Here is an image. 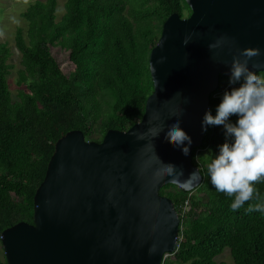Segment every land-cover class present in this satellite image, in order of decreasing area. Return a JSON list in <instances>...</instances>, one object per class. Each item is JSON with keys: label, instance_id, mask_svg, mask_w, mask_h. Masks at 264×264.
I'll use <instances>...</instances> for the list:
<instances>
[{"label": "trees", "instance_id": "16d2710c", "mask_svg": "<svg viewBox=\"0 0 264 264\" xmlns=\"http://www.w3.org/2000/svg\"><path fill=\"white\" fill-rule=\"evenodd\" d=\"M57 6L58 0H36L21 13L27 30L15 34L17 100L8 80L12 52L0 42V235L33 223L34 196L59 139L81 130L87 141L101 143L109 130L128 131L140 122L154 91L149 57L163 25L173 14L191 15L184 0H66L58 21ZM223 79L229 78L220 84ZM220 89L210 97L213 115ZM223 142L222 126L209 127L193 150L203 175L196 190H160L178 212L188 202L177 251L164 264H225L217 259L226 250L234 264H264V216L247 213V204L231 211L232 201L208 179L203 156ZM257 187L264 193V184ZM0 264H7L4 256Z\"/></svg>", "mask_w": 264, "mask_h": 264}, {"label": "water", "instance_id": "95a60500", "mask_svg": "<svg viewBox=\"0 0 264 264\" xmlns=\"http://www.w3.org/2000/svg\"><path fill=\"white\" fill-rule=\"evenodd\" d=\"M184 1L191 15H171L151 51L154 91L140 122L109 130L101 143L87 141L81 130L57 141L34 196L33 223L1 233L7 264H164L177 251L181 219L160 190L173 185L192 192L202 184L192 152L204 141L202 118L237 50L259 48L262 55L249 67L264 70V0ZM221 37L234 43L210 50ZM176 118L193 141L188 156L165 137ZM157 124L164 128L158 137L138 139ZM151 145L162 163L183 169L182 179L198 169L200 183L184 189L160 179Z\"/></svg>", "mask_w": 264, "mask_h": 264}, {"label": "clouds", "instance_id": "9594fccd", "mask_svg": "<svg viewBox=\"0 0 264 264\" xmlns=\"http://www.w3.org/2000/svg\"><path fill=\"white\" fill-rule=\"evenodd\" d=\"M185 39L184 45L189 43ZM227 37H221L210 44V50L222 49L231 45ZM229 67V87L224 90L220 102L215 108L207 110L201 121L203 132L209 127L222 126L224 142L217 146L215 153L209 150L203 156L210 184L219 193L225 194L232 202L230 210L239 211L247 204V213H259L264 216V193L257 187L264 184V70L259 64L249 67L250 61L262 55L259 48L237 50ZM153 71V68H152ZM236 117L235 122L231 119ZM160 115H153V121H159ZM164 128L157 124L138 139L158 137ZM165 137L173 142L175 148L182 150L185 156L190 154L192 138L181 127V119H173L168 125ZM153 152L154 145H151ZM160 162L157 176L171 178L170 183L184 189H190L200 183L202 177L198 169L184 177L183 169L177 170L174 164Z\"/></svg>", "mask_w": 264, "mask_h": 264}, {"label": "rangeland", "instance_id": "374dc122", "mask_svg": "<svg viewBox=\"0 0 264 264\" xmlns=\"http://www.w3.org/2000/svg\"><path fill=\"white\" fill-rule=\"evenodd\" d=\"M36 0H0V42L8 44L9 48L12 52V57L9 60V64L13 67L11 70V74L8 77L9 87L12 93V97L14 100H17L18 95V87H17V79L18 72L21 70V54L19 53L16 43H15V34L18 29H22L25 33L27 30V23L21 17V13H23L28 5ZM66 0H58L57 6V20H61L64 15V4ZM60 60V64H65V56L56 55ZM229 79H223L221 82L220 92H224L227 89ZM91 142V141H90ZM201 153V152H200ZM199 153V154H200ZM198 154V155H199ZM174 190V189H173ZM203 197V195H200ZM195 217V216H194ZM0 256H4V250L1 242L0 235ZM218 262H224L225 264H234L229 250H226L224 254L217 259Z\"/></svg>", "mask_w": 264, "mask_h": 264}, {"label": "built area", "instance_id": "2783aa9c", "mask_svg": "<svg viewBox=\"0 0 264 264\" xmlns=\"http://www.w3.org/2000/svg\"><path fill=\"white\" fill-rule=\"evenodd\" d=\"M228 87H229V85L227 86V88H228ZM222 93H223V91L214 94V95H213V99H218V98H220L221 95H222ZM210 109H211V107H210ZM199 152H200V151H198L197 153H199ZM187 205H188V202H186L185 206L180 210V212H178L180 218L185 216V213H186V210H187ZM169 257H172V254L167 255V256L165 257V259H167V258H169Z\"/></svg>", "mask_w": 264, "mask_h": 264}]
</instances>
